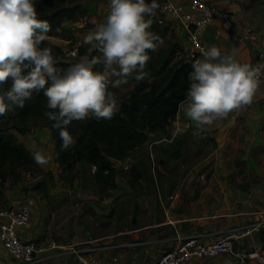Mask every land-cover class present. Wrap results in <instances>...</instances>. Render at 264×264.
I'll use <instances>...</instances> for the list:
<instances>
[{
    "label": "crops",
    "instance_id": "0c3cea01",
    "mask_svg": "<svg viewBox=\"0 0 264 264\" xmlns=\"http://www.w3.org/2000/svg\"><path fill=\"white\" fill-rule=\"evenodd\" d=\"M205 1L229 13L232 18H218L209 25L203 43L207 47L215 44L224 52L234 50L239 60L252 64L257 52L264 46V0ZM178 2L186 7L190 5V0ZM84 3L89 10V15L85 17L89 25L95 26L106 20L108 0H84ZM160 9L158 5L156 10ZM164 17L174 24L177 40L187 50V30L169 15L164 14ZM123 84L132 87L130 91L135 86L132 81ZM185 104L181 105L169 125V131L150 144V161L157 155L156 158L161 161L159 169L171 165H168L170 174L161 177L153 174L156 163L150 162L153 163L150 166V189L153 192L150 193V212L147 215L150 220H144L141 212L137 221L132 222L131 229L111 230L110 223H105L111 211L105 206L108 198L102 200V203L95 200L88 204L93 207L98 219H103L99 220L102 223H94L98 234L93 235L92 226L83 222L82 235H79V227H74L62 239L58 235V224L53 223L54 212L45 199L40 200L36 194H5L0 200V207L29 205L30 222L18 228L22 238H39L45 243L56 241L76 250L101 244L104 248L100 251H84L96 257L100 264H155L165 251L173 249L182 240L196 238L201 243L209 244L231 234L236 228L250 225L264 216V83L257 85L252 103L233 109L226 117L202 127H197L195 121L186 115ZM194 143L199 148L192 149ZM209 148L210 155L193 164L182 158L184 154H200ZM160 152L169 154L171 158L163 162ZM139 159L140 156L136 161L142 165ZM128 162L124 161L123 164ZM114 163L116 167L122 168V162L115 160ZM180 170H184L183 175H179ZM124 180L123 184L128 185L127 180ZM122 187L114 192L111 200L113 203H116L118 196L128 195L127 187L126 190ZM170 187L172 190H169ZM72 195L82 201L86 200L80 194ZM93 203L104 212L95 209ZM137 223L140 225L137 226ZM235 249L256 252L262 260L257 259L250 264H264V232H255L236 241ZM49 254L50 257L32 264H79L76 253L68 249ZM0 264H21L1 241ZM190 264L238 263L232 255L222 254L215 258L195 260Z\"/></svg>",
    "mask_w": 264,
    "mask_h": 264
},
{
    "label": "clouds",
    "instance_id": "9594fccd",
    "mask_svg": "<svg viewBox=\"0 0 264 264\" xmlns=\"http://www.w3.org/2000/svg\"><path fill=\"white\" fill-rule=\"evenodd\" d=\"M108 7L106 20L84 36L101 55L60 68L52 49L41 46L51 25L40 18L35 0H0V116L23 108L34 93L42 92L44 115L59 130L60 147L68 149L75 144L67 127L73 120L111 119L119 111L108 86H119L133 74L143 80L148 75L147 50L163 41L150 27L157 0H108ZM201 53L187 74L184 106L197 127L252 103L259 82V69L239 60L234 50L224 52L213 44ZM31 155L37 164L47 162L40 150Z\"/></svg>",
    "mask_w": 264,
    "mask_h": 264
},
{
    "label": "trees",
    "instance_id": "16d2710c",
    "mask_svg": "<svg viewBox=\"0 0 264 264\" xmlns=\"http://www.w3.org/2000/svg\"><path fill=\"white\" fill-rule=\"evenodd\" d=\"M35 4L40 18L48 20L51 25L45 37H63L66 22H76L89 15L84 0H35ZM162 16L163 13L156 9L151 16V30L163 42L155 50H147L150 57L146 62L148 75L140 81L134 78V74L128 77L135 86L111 119H95L89 116L83 120H73L67 126L75 137L73 146L68 149L60 147L59 130L53 128V121L44 115L47 110L46 97L42 92L34 93L31 99L26 100L23 108H15L0 116L1 180H6L14 173L20 179V168L28 170L35 162L31 151L18 138L16 132L25 133L29 129L26 123L31 119H44L52 139L56 142L58 161L65 172L73 171L77 163L85 162L95 168L93 179L101 192L110 196L111 190L118 188L116 176L122 168L116 167L114 161L124 162L143 150L147 144L160 139L169 131V125L177 116L181 105L186 102L187 74L193 60L186 57V50L178 42L176 35L166 39L171 23L165 17L162 19ZM41 46L52 49L57 67L64 68L75 62L69 60L65 54L62 57V48L49 39H43ZM79 53L84 55L86 51L79 48ZM100 55L98 49H95L88 58ZM108 90L112 93L118 91L112 85L108 86ZM186 143L187 138L185 146ZM139 167L131 166L132 179L127 184L132 191H135V183L141 177Z\"/></svg>",
    "mask_w": 264,
    "mask_h": 264
},
{
    "label": "rangeland",
    "instance_id": "374dc122",
    "mask_svg": "<svg viewBox=\"0 0 264 264\" xmlns=\"http://www.w3.org/2000/svg\"><path fill=\"white\" fill-rule=\"evenodd\" d=\"M64 27L65 36L46 37L62 48V57L65 56V52L76 46L85 49L86 54L82 55L79 53L77 57H70L69 60L71 61H77L81 58L88 57L93 50L97 49L93 44L84 41V36L89 30L94 28V26L87 23L85 18L76 22H66ZM174 35H176V29L174 24L171 23L169 32L166 34V39H169ZM66 36H68L69 39H67ZM127 81L130 82L128 79ZM115 87L118 91L113 94L118 105H120L123 100L129 97L132 87L130 88L128 84H121ZM26 124L29 129L23 134L16 132L18 138L31 152L34 150H40L45 154L46 157H48L47 162L43 164H37L34 162L28 170L20 168V179H17L15 173L9 175L6 180L0 179V200L5 197V194L10 193L17 196H19V194L27 196L32 193L39 196L40 200L45 199L50 206V209L54 212L53 223L58 224L60 231L58 235L59 237H62V239H64L68 232L72 231L74 227H79L77 228L80 232L79 235H82V233H84V228L82 226L83 222H88L90 226H92V230H94L92 233L93 235L98 234V231L95 230L97 226H95L94 223L96 221L99 222L100 219L102 221L103 219H98L99 217L95 215L96 213L94 212L93 207L88 204L92 201L95 202V200L101 202L108 198L109 201L105 203V206L108 207L107 210L111 209V211H109L110 215L106 216L105 223H110L111 230L116 231L118 229L132 228L134 203L137 201L142 203L138 215L142 212V214H144L143 219L150 220V217L147 218V215L149 214L148 212H150V193L153 192V190L150 189V166H153V163H156V170L155 173H153L156 176L166 177L170 174V171L168 170V165L170 164H167L166 167H162L163 169L161 167V169H159V163L161 161L156 158L157 155H155L154 160L150 161V145L146 146L143 149L144 151L141 150L136 154L140 156L139 162L142 165L136 161L138 156H135V154L126 159V161L129 160L128 164H123L122 162L123 165L121 164V172L116 176V181L119 186L117 189L111 190V195L108 196L105 192H101L98 189L97 184L93 179L95 168H91L89 164L85 162L77 163L73 171L65 172L63 170L62 165L58 161L59 155L56 148V142L52 139L50 129L44 119H31ZM190 143L191 138H189V144ZM207 146L209 147L210 145ZM191 147L192 149H195L198 146L194 143ZM160 153L164 158L162 159L163 162H166L168 157H170L169 154H164V152ZM209 153H211L210 148L202 151L200 154H194V152L184 154L182 158L187 159V163L193 164L210 155ZM150 162L153 163L150 164ZM131 166H140V178L143 180L140 181L138 179L135 183L136 189L133 192L129 189L128 185L125 186L123 184L125 181L124 179L127 181L132 179ZM163 171L167 174H164ZM183 172L184 170L178 171L179 175H183ZM120 187L124 190H126L127 187L126 192H128V195L124 194L121 197L118 196L115 201L116 203H113V194L116 190L121 189ZM169 190H172V188L170 187ZM72 193H75L78 196L80 194L86 198V200L82 201L79 198H75ZM138 225L140 224L137 223V226Z\"/></svg>",
    "mask_w": 264,
    "mask_h": 264
},
{
    "label": "built area",
    "instance_id": "2783aa9c",
    "mask_svg": "<svg viewBox=\"0 0 264 264\" xmlns=\"http://www.w3.org/2000/svg\"><path fill=\"white\" fill-rule=\"evenodd\" d=\"M157 4L161 6L160 11L163 15H169L187 30L186 57L189 60L199 58L202 55L201 49L207 48L203 43V36L209 25L218 18H232L229 13L205 0H190L188 7L178 0H157ZM78 54L79 47L77 46L65 52L68 58L77 57ZM252 65L259 69L258 84L264 83V46L257 52ZM30 219L31 211L27 204L20 207H0V241L21 264L39 262L47 256L50 257V252L65 249L76 253L79 264H100L96 257L88 255L84 251H100L104 248L101 244L89 249L76 250L56 241L45 243L39 238H22L18 233V228L27 225ZM255 232H264V216L259 217L246 227L236 228L231 234L209 244L201 243L196 238L182 240L173 249L165 251L155 264H190L195 260L215 258L222 254L232 255L238 264H250L257 259L262 260V258L256 252L236 250L235 242Z\"/></svg>",
    "mask_w": 264,
    "mask_h": 264
},
{
    "label": "water",
    "instance_id": "95a60500",
    "mask_svg": "<svg viewBox=\"0 0 264 264\" xmlns=\"http://www.w3.org/2000/svg\"><path fill=\"white\" fill-rule=\"evenodd\" d=\"M151 143L147 144L146 146L150 145ZM94 204V203H93ZM95 209H99L98 206H96V204L93 205ZM139 210H140V203L137 201L134 203V211H133V221L136 222L137 221V215L139 213ZM100 212H104L103 210H100Z\"/></svg>",
    "mask_w": 264,
    "mask_h": 264
}]
</instances>
